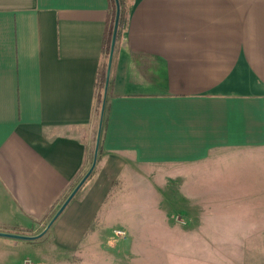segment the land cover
<instances>
[{
	"label": "crops",
	"instance_id": "obj_1",
	"mask_svg": "<svg viewBox=\"0 0 264 264\" xmlns=\"http://www.w3.org/2000/svg\"><path fill=\"white\" fill-rule=\"evenodd\" d=\"M109 7L0 0V231L33 233L92 164ZM263 150L264 0H133L98 162L59 216L62 244L89 235L130 167L181 178V169ZM14 240L0 237V260Z\"/></svg>",
	"mask_w": 264,
	"mask_h": 264
},
{
	"label": "rangeland",
	"instance_id": "obj_2",
	"mask_svg": "<svg viewBox=\"0 0 264 264\" xmlns=\"http://www.w3.org/2000/svg\"><path fill=\"white\" fill-rule=\"evenodd\" d=\"M137 168L115 179L81 243L62 244L60 217L44 236L17 240L1 264H264V150L181 169V178L168 167Z\"/></svg>",
	"mask_w": 264,
	"mask_h": 264
},
{
	"label": "water",
	"instance_id": "obj_3",
	"mask_svg": "<svg viewBox=\"0 0 264 264\" xmlns=\"http://www.w3.org/2000/svg\"><path fill=\"white\" fill-rule=\"evenodd\" d=\"M116 5H117V12H116V19H115V24H114V31H113V36H112L110 54H109V59H108L103 103H102V109H101V114H100V121H99L98 134H97L96 145H95V150H94V155H93V161H92L91 166H90L89 170L86 172V174L79 181V183L74 187V189L68 195L66 200L63 202V204L57 210V212L52 217L50 222L47 224L46 228L41 233H39L37 235H29V234H25V233H13V232L0 231V237H5V238H10V239H15V240H34V239H38V238L44 236L46 234V232L53 226V224L59 218V216L63 213V211L66 209V207L69 205V203L76 196L78 191L81 189V187L85 184L87 179L91 176V174L94 171V169L97 165V162H98L101 136H102V130H103V125H104L105 110H106V104H107V98H108V91H109V87H110L112 66H113L114 55H115V50H116L117 34H118V27H119V17H120L119 0H116Z\"/></svg>",
	"mask_w": 264,
	"mask_h": 264
},
{
	"label": "trees",
	"instance_id": "obj_4",
	"mask_svg": "<svg viewBox=\"0 0 264 264\" xmlns=\"http://www.w3.org/2000/svg\"><path fill=\"white\" fill-rule=\"evenodd\" d=\"M132 2L133 0H119L120 17H119V27H118L116 48L119 47L120 43L122 42L124 33L127 31L129 27L130 16L132 12ZM109 3H110L109 14H108L107 22H106V30H105L104 43H103L104 62L100 66L99 72H98V93H97V100H96L97 106H96V111H95L97 113V110H99V117L97 116L98 121L100 119V112H101L102 103H103L108 59H109V54H110V48H111V42H112V36H113L114 24H115V19H116V12H117L116 0H109Z\"/></svg>",
	"mask_w": 264,
	"mask_h": 264
},
{
	"label": "built area",
	"instance_id": "obj_5",
	"mask_svg": "<svg viewBox=\"0 0 264 264\" xmlns=\"http://www.w3.org/2000/svg\"><path fill=\"white\" fill-rule=\"evenodd\" d=\"M114 233H115V235L119 236L122 239H125L128 236L126 230H124V229H116L114 231ZM24 264H33V263L31 262L30 259H26L25 262H24Z\"/></svg>",
	"mask_w": 264,
	"mask_h": 264
}]
</instances>
